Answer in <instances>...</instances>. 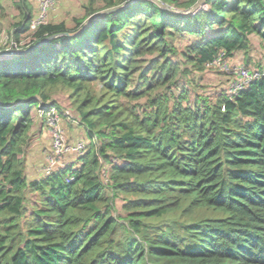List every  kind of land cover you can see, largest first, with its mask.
<instances>
[{
  "label": "trees",
  "instance_id": "trees-1",
  "mask_svg": "<svg viewBox=\"0 0 264 264\" xmlns=\"http://www.w3.org/2000/svg\"><path fill=\"white\" fill-rule=\"evenodd\" d=\"M128 1L87 0L71 26L31 30L32 4L18 0L16 47L53 37L0 58V264H264V75L233 96H189L179 78L250 51L251 35L264 47V0H205L190 14L136 0L67 34ZM183 34L194 38L177 50L169 38ZM58 87L86 145L32 177L20 156L32 109L60 113Z\"/></svg>",
  "mask_w": 264,
  "mask_h": 264
},
{
  "label": "rangeland",
  "instance_id": "rangeland-1",
  "mask_svg": "<svg viewBox=\"0 0 264 264\" xmlns=\"http://www.w3.org/2000/svg\"><path fill=\"white\" fill-rule=\"evenodd\" d=\"M29 1L32 4L31 11L33 15H38L40 13L39 0ZM86 2L87 0H57L52 8L48 10L44 20H64L71 26L74 17L83 16L82 5ZM17 3L18 0H0V51H17L20 49V47L14 49L10 48L9 42L10 39H13V33L17 29L15 23L21 19V13L24 10V8H20ZM97 5L102 4L97 2ZM193 38L192 35L183 34L170 37L169 39L177 46V50H182L191 43ZM25 42L26 41H22V45L25 44ZM172 58L174 60H183V58L181 59V57L176 54L172 55ZM228 58L245 62V66L249 68L261 66L264 65V47L261 46V42L257 36L251 35L250 51H238L233 57ZM179 78L180 83L184 82V85L190 90L189 96H194L195 89L200 93L214 92L222 86H227L229 81V75L219 70L215 65H205L204 69L201 71L191 69L188 76L180 75ZM52 97L58 99V103L61 106V112L59 113L60 124L65 135V142L68 145L70 144V149H64L65 151H61L60 155H58L59 152L54 151L51 146V136L46 125L45 131L37 130L38 126L44 124V121L41 116L42 114H39L38 106H35L32 109L34 124L28 132L26 143L23 145L22 154H20L24 159L25 171L29 176L36 177L42 172H48V169L51 167L55 168L66 161L74 160L73 158L79 152L73 149V146H77L78 142L86 145V133L80 124L79 115L74 109L75 104L72 101L73 97H71L69 90L66 88H55L52 92ZM51 159L55 160L56 163L53 164ZM121 204L122 197H115V205L118 211H121Z\"/></svg>",
  "mask_w": 264,
  "mask_h": 264
},
{
  "label": "built area",
  "instance_id": "built-area-1",
  "mask_svg": "<svg viewBox=\"0 0 264 264\" xmlns=\"http://www.w3.org/2000/svg\"><path fill=\"white\" fill-rule=\"evenodd\" d=\"M56 1L57 0H39L40 13L32 18L30 22L31 30H34L40 23L47 22L46 20H44L46 18L45 16H47L48 10L52 8V6L55 4ZM9 42H10V48L12 49L17 48L16 43L12 39H10ZM230 60H231L230 58H227L224 55V52H221L212 61L206 63L207 66L209 65L217 66L219 70L229 75V81L226 86V93L230 96L237 94L250 81L264 75V65L261 69L249 68L246 67L242 62L232 61V60L230 61ZM47 104L48 103H40L38 107L39 114H42L44 112L43 107L46 106L47 107L46 127L51 136V146L53 147L54 151L59 152L58 155H60V152L63 151L64 149L66 148L70 149V144L68 145L65 142V135L63 129L61 128L60 116L57 109L53 106L48 107ZM84 146L85 144L78 142V145L73 146V149H76L77 152H80ZM51 162L53 164L56 163V161L53 159H51ZM52 169L53 168L51 167L48 169V171Z\"/></svg>",
  "mask_w": 264,
  "mask_h": 264
},
{
  "label": "water",
  "instance_id": "water-1",
  "mask_svg": "<svg viewBox=\"0 0 264 264\" xmlns=\"http://www.w3.org/2000/svg\"><path fill=\"white\" fill-rule=\"evenodd\" d=\"M133 1H136V0H129L128 2L126 3H123V4H120V5H117V6H114V7H111V8H106V9H103L93 15H91L90 17H88L82 24V26L75 32H71V33H68L67 34H73V33H78L80 31H82L94 18L98 17V16H102V15H105L109 12H113V11H116V10H119V9H122L126 6H128L129 4H131ZM156 3H158L161 7L163 8H166V9H169V10H172V11H176V12H181V13H186V14H190L192 12H194L195 10L199 9L201 6H203L205 4V0H197L189 9L187 10H183V11H178L172 7H170L168 4H166L165 2L161 1V0H152ZM53 35H50V36H47L46 38L40 40L39 42L35 43L34 45H30L28 46L27 48L25 49H19L17 51H9V50H6V51H0V57H6V56H9L10 54L12 53H16V52H22V51H28L30 49H33L35 47H37L38 45H40L41 43L47 41L48 39L52 38Z\"/></svg>",
  "mask_w": 264,
  "mask_h": 264
},
{
  "label": "crops",
  "instance_id": "crops-1",
  "mask_svg": "<svg viewBox=\"0 0 264 264\" xmlns=\"http://www.w3.org/2000/svg\"><path fill=\"white\" fill-rule=\"evenodd\" d=\"M82 11V10H81ZM233 60V59H232ZM233 61H237V60H233ZM239 62H241V61H239ZM225 88H226V85H225ZM37 118V117H36ZM34 124V123H33ZM33 126V125H32ZM37 130H39V131H45L46 130V128H45V124H41L40 126H38V128H37ZM46 133V132H45ZM33 177V176H32Z\"/></svg>",
  "mask_w": 264,
  "mask_h": 264
}]
</instances>
